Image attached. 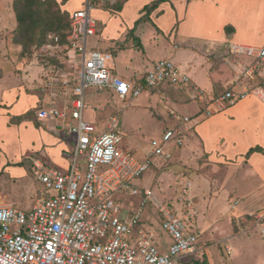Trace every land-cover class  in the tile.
Segmentation results:
<instances>
[{
    "label": "crops",
    "instance_id": "1",
    "mask_svg": "<svg viewBox=\"0 0 264 264\" xmlns=\"http://www.w3.org/2000/svg\"><path fill=\"white\" fill-rule=\"evenodd\" d=\"M155 1L158 0H92L89 13L96 20L97 33L88 39L89 47L112 53L114 60L120 52L130 55L131 60L138 58L137 62H148L149 48L162 50L163 55L149 60L154 62L152 67L159 60L170 59L189 73L194 84L213 95L230 88L243 90L248 85L264 91V64L251 77L241 78L236 73L237 65L240 62L248 65L253 58L235 56L229 49L231 43L264 45V0H162L148 12L146 7ZM57 2L70 15L87 5V0H80L74 7H71V0ZM92 11L96 13L95 17L91 15ZM130 68L116 70L113 61L114 73L132 83L139 82L150 70L142 71L138 65ZM5 86L0 81L3 125L7 130L17 128L23 138L32 136L29 140L32 144L39 140L38 149H42L34 151L40 155H33L29 166L6 167L9 174L11 167H15L17 175L13 176L20 185L16 182L6 186L0 182V203L16 207L25 203L28 192L33 189V181H37L34 163H46L51 156L61 162V153L66 147L64 142L69 135L56 127L55 122L38 117L41 108L63 105L54 103L49 97L44 98V106L36 111L39 121L32 112L29 120L17 127L12 125L13 117L32 111L31 106L36 102L33 97L20 96L17 90ZM165 89L180 97L181 102L169 96V101L164 102L159 96L160 102L167 105L164 106L166 115L157 112L160 116L156 119L163 124L160 136L176 125L171 110L193 116L200 110V104L190 99L186 89L164 83L145 90L152 97L155 92ZM133 98L136 97L126 99ZM112 116L119 118L118 114L111 115L105 130ZM70 141L74 144L72 139ZM2 142L4 134L0 131V147ZM149 148L150 144L143 156L130 150L137 157L145 158ZM170 155L174 162L172 169L180 170L185 165L189 172L187 180L191 182L186 201L182 198L183 183L178 188L177 200L171 204L176 206L179 201L184 202L176 213L189 218L192 214V224H195L192 229L199 235L196 251L185 256L182 262L193 264V260L205 259L208 264H264V220H257L258 216H264V98L251 94L220 112L195 121L187 133L185 145L172 148ZM23 157L17 156L15 160L21 161ZM61 164L67 169V160ZM234 200H239V204L232 207ZM184 209L191 211L187 213ZM145 221L143 219L142 224L149 227ZM156 227L149 228L155 230V241L165 250L171 238L165 232L167 238H164Z\"/></svg>",
    "mask_w": 264,
    "mask_h": 264
},
{
    "label": "built area",
    "instance_id": "2",
    "mask_svg": "<svg viewBox=\"0 0 264 264\" xmlns=\"http://www.w3.org/2000/svg\"><path fill=\"white\" fill-rule=\"evenodd\" d=\"M91 2L87 0L86 8L71 13L64 44L59 35H48L49 43L67 51L69 62L79 72L73 96L62 106L38 110L40 119L55 122L64 133L74 136L71 163L66 170L43 161L34 163L42 188L30 209L0 203V264H184L182 259L196 251L199 240L189 216L177 214L170 205L159 206V228L171 238L163 250L155 241V230L142 224V205L149 193L140 206L125 200L139 194L134 181L151 167L154 157H168L172 148L185 145L195 121L251 94L264 98V91L248 85L243 90L230 88L210 94L170 59L156 62L139 82L124 79L114 73L112 53L89 47L88 39L97 33L96 20L89 13ZM229 49L235 56L253 58L248 65H237L241 78L251 77L264 64V45L231 43ZM62 83L67 85L68 81ZM164 83L186 89L200 110L194 116L171 110L176 125L151 139L145 158L124 147L125 135L117 116L111 117L104 131L84 117L85 90L89 87L107 89L126 99ZM190 188L187 180L182 198L189 196ZM238 204L239 200H234L232 207ZM257 220L262 222L264 216Z\"/></svg>",
    "mask_w": 264,
    "mask_h": 264
},
{
    "label": "rangeland",
    "instance_id": "3",
    "mask_svg": "<svg viewBox=\"0 0 264 264\" xmlns=\"http://www.w3.org/2000/svg\"><path fill=\"white\" fill-rule=\"evenodd\" d=\"M79 1L71 0V7L76 6ZM42 2L40 0H0V81L5 83L11 90H17L20 96L26 95L34 98L36 104L31 106V110L34 112V118L37 121L39 120L37 119L36 111L44 106V98L49 97L54 103H62L64 105L67 100L72 98L73 87L77 84L79 76V72L69 62L70 59L66 55L67 51H63L61 48L47 41L42 44L38 43V40L44 36L48 38L49 34H54L53 30L47 28L46 19L35 24L34 28H31L32 25L27 24L26 30L21 31V33L25 32L23 36L22 34L20 36V33L18 34L19 30L17 29L18 23L16 19L18 10L36 13L37 16H45L48 9L58 8L57 5L53 6ZM59 7L61 10L66 11L60 3ZM94 13L93 11L91 12L93 17H95ZM28 29H32L29 33L33 35H28V32H26ZM18 36L21 39L20 44L14 41L15 37ZM149 50L148 58L146 57L148 62H137L138 58L134 61L136 57L131 60L130 55L125 56L118 52L119 56L115 57L114 60L115 69L119 70L126 66L130 68L134 65L141 67L142 71L151 69L154 63L152 61L156 59L155 57L163 55L164 51H153L154 49L151 50V48ZM62 80H67L68 84H63ZM220 87L224 89V86ZM148 92V90H145L141 96L132 100H125L119 98L114 93H109L106 89L99 91L95 87H89L85 90V102L87 104L84 112L85 118L95 123L99 131H104L110 116L118 114L121 121L120 131L125 132L124 147L134 149L137 155L143 156L147 152L151 139L160 137L163 129V124L158 122L156 117L159 118V112L166 115L167 108H164V106L167 105L160 102L159 96L164 102L169 101L168 96L177 102H181L180 97L178 98L170 89L157 91L152 97H149ZM181 110L184 109L181 108ZM27 120H29L27 116H16L12 119V125H16L17 127ZM40 123L43 127L46 126L42 122ZM8 130L3 125V118L0 116V131L4 134V142H2L3 145L0 147V182L5 183L6 186H12V184L17 182V178L13 176L16 174L14 173L16 170L14 169L15 167H11V176L6 171V167L22 164L29 166L31 164V157L37 155V153L40 155V152L34 151H42V149H38L39 140L35 141L34 144L29 141L32 136L28 135V139H26L22 137L23 133L17 130V128ZM69 139L74 140V136H68L67 142H64V146L66 147L61 153L62 161L59 162V160L51 156L46 162L50 167L66 170L65 165L61 164L64 160L68 161L69 167L74 150V144ZM21 155L24 156L21 160L22 162L15 160L17 156L20 157ZM170 159L171 155L160 158V160L154 157L151 167L134 181V185L139 189V194L129 196V199L125 200V202L131 201L135 206H140L147 196L146 192L150 190V197L142 205V221L145 219L146 224L149 223L147 224L149 227L157 226L156 229L160 230L164 238H167V236L159 228L162 219L159 206L161 204L170 205L171 209L177 211L182 205H185L184 202L179 201V205L176 204L174 206L171 205V201L177 198L179 186L185 183L189 176L185 165H182L183 168L180 170H173L172 165L174 162ZM18 185L20 184L18 183ZM41 188L42 185L38 180L33 181V189L28 192L25 203L16 207L24 210L30 209L39 197ZM183 201H186V198ZM184 210L187 213L191 211L190 209ZM192 219L193 216L190 214L191 223ZM193 227L195 228V224H193Z\"/></svg>",
    "mask_w": 264,
    "mask_h": 264
},
{
    "label": "trees",
    "instance_id": "4",
    "mask_svg": "<svg viewBox=\"0 0 264 264\" xmlns=\"http://www.w3.org/2000/svg\"><path fill=\"white\" fill-rule=\"evenodd\" d=\"M40 1H43L42 3L44 4H51V5H57L58 8L56 9H52V10H47L46 11V14L45 16H37L36 13H27L29 11H26V10H18L17 11V30L18 31V34L20 33V36L22 34L25 33H21L22 30H26V25L27 24H30L32 25L31 28H34L35 24L39 23L40 21L42 20H45L46 19V22H47V28L50 29V30H53V33L54 34H57L60 36L61 38V41L60 43L61 44H64L65 41H66V34H67V31L69 29V26H70V13L69 12H66V11H63L61 10V8L59 7V3L57 2V0H40ZM162 1V0H158V1H155L152 5L150 6H147L146 7V10L148 12L152 11L154 8H156L159 4V2ZM29 30V31H28ZM26 32H28V35H33L29 32H31L30 30L32 29H28ZM15 42L17 43H21V39L18 37H15L14 39ZM48 42L49 43V40L47 38V36L43 37L42 39H39L38 40V43L42 44V43H45V42ZM32 111H29L27 112L25 115H22L21 117H25V116H29V118H32ZM193 264H208L207 260H199V259H196V260H193L192 261Z\"/></svg>",
    "mask_w": 264,
    "mask_h": 264
}]
</instances>
